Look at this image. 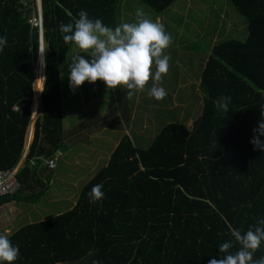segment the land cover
I'll list each match as a JSON object with an SVG mask.
<instances>
[{
	"label": "trees",
	"instance_id": "obj_1",
	"mask_svg": "<svg viewBox=\"0 0 264 264\" xmlns=\"http://www.w3.org/2000/svg\"><path fill=\"white\" fill-rule=\"evenodd\" d=\"M119 1L40 0L41 115L17 172L21 187L1 195L0 206L38 200L45 185L37 175L40 158H50L63 147L59 66L73 44L64 42L60 24L78 19L84 9L90 19L100 18L114 28ZM138 1L162 12L174 0ZM230 1L246 20L247 36L211 47L199 77L200 112L191 127L165 123L139 145L123 133L71 209L9 236L19 246L12 264H208L224 255L218 246L234 241L233 229L246 232L264 218V152L250 142L264 106V0ZM35 12L36 0H0V35L7 36L0 52L1 170L17 165L30 125V105L33 116L38 107L37 99L32 104L31 99L34 80L37 87L39 34L28 22ZM127 92L123 89L119 98L125 124L130 115ZM221 95L230 97L228 113L216 108ZM31 158L34 166L29 165ZM97 184L104 196L92 203L88 193ZM36 185L40 191L22 193ZM239 247L234 242L229 251ZM261 257L264 242L253 254L254 260Z\"/></svg>",
	"mask_w": 264,
	"mask_h": 264
},
{
	"label": "crops",
	"instance_id": "obj_2",
	"mask_svg": "<svg viewBox=\"0 0 264 264\" xmlns=\"http://www.w3.org/2000/svg\"><path fill=\"white\" fill-rule=\"evenodd\" d=\"M127 1L128 0L119 1L118 11H117V16H118L117 25H119V18H121L123 14H125L123 15V17H125L126 15H129L131 18L134 17V11L132 5H130V8L125 7V5H127L126 4ZM126 12H130V13H126ZM120 20L123 21V23H125L123 18H121ZM40 49L44 50V45L43 48ZM81 51H82L81 49L77 48L73 44L70 50L68 51L64 61L59 66V86H60V98H61L62 125H63V138H62L63 147L61 148V150H58L54 156H51L52 158L55 159L56 168L58 166V160L61 161L59 165L60 167H63V169L65 165L69 167L70 164H76L77 166H79L77 169L78 176H76L75 179L73 180V184H77V185L74 187L72 193H70L69 190L65 191L66 192L65 197L71 198V204L69 205V208L67 210L71 209L75 205L81 187L93 177L96 170L106 165L110 153L117 145L123 133L129 134L133 143L135 145H139L142 143L144 137L145 138L148 137L147 136L148 134L149 135L153 133L155 134L158 131V129L162 126V125L161 126L156 125V122L155 124L153 123L152 125L151 122L148 121V119H145L146 113L144 114V112L140 111V106H139L140 101L143 100L148 102V101L163 100V102L168 106L174 107L175 105L176 106L181 105L187 102L188 100H191L190 96L188 97V95L189 94L191 95V91H192V89L186 87L189 86L186 84L190 83L188 82L189 80L188 78H185L181 81L180 85L184 87H182L179 91H177L178 90L177 87L172 88L169 84L168 87L164 88L161 81L156 83L153 82V84H151V82L148 81L146 82V85L143 90L135 92L132 98H129L130 115L127 124H125L122 122L123 120V118L121 117L122 108L120 107L121 104H119V98L123 92L121 86H116L115 88L110 89L107 88L105 83L103 82V85L101 87L93 88L92 83L85 81L82 85H80L76 89L75 92L67 89V92L63 94V89L67 87L64 85L68 84L67 65L70 62V57ZM79 54L87 58L86 53L81 52ZM41 57H43V63H41ZM203 60L205 62L206 58ZM39 63L41 64V66H39ZM35 68H36L35 79H36L37 87H35L36 85L34 80L33 82L34 95L31 99V104L33 102V99L36 98L38 107L36 114L33 116L31 114V105H30V125L27 129L23 153L24 151L28 152V148L33 139L34 123L36 119L39 117V115H41L40 89H42V85L44 81V52L41 53L40 51H38L37 63ZM152 69H154V67H152ZM42 75L43 77H41ZM39 78H41V81H39ZM149 79L151 80L152 78ZM198 83H199V78L195 79V81H193V83L190 85V86L192 85L195 86L194 92L199 91ZM153 85H155L156 87H163L166 90L167 93L166 96L168 97H164L162 100H156L153 97H151L148 93ZM142 96H144V98H142ZM167 100L171 101V103H168ZM15 107L16 106H14V109ZM193 116L194 115L192 112H188V114L185 117V111L184 112L182 111L179 112L178 116L176 117L181 120H189V123L190 122L192 123L193 121L192 118H194ZM90 117H93V120L92 118L89 119ZM119 119L121 120L125 128L124 132L122 131L123 133H120V131L118 130V128H120L118 127L120 125L119 124L120 122H118ZM94 124L98 127L97 129H93L92 131V129L90 130V128ZM187 127L190 128L191 125L190 126L188 125ZM116 130L119 131V134L117 135L114 134ZM87 132L93 133L92 139L95 141L93 142L92 140H89L88 144L84 145L81 142L82 141L86 142L85 138L83 137V134ZM110 145L113 147H110ZM22 156L23 155H21V158L19 159L17 165L15 166L17 172L24 165L25 162V157ZM70 160L73 162L69 163ZM29 165L34 166L35 164L31 165L29 162ZM44 169L45 167L42 166V164H40L37 170V175L45 183L44 188L41 190V187L36 185L34 189L24 188L22 191L24 195H31L41 190V195L38 200H31V199L19 200V201L12 200L0 206V233H7L10 236L11 234L18 231L20 228L26 225L40 222L65 212V211H59V213L56 215H51L49 217L40 219L42 212L39 214L40 211L39 209L41 208L39 204L43 195H45L48 187L51 185L50 179L52 180V178H50V174L51 173L55 174V172H53L55 170L50 171ZM47 176H49V178ZM60 177L61 176L59 175V178ZM79 183H81V187L79 190H76V187L78 186ZM65 188L68 189L67 186ZM33 207L36 208L32 210Z\"/></svg>",
	"mask_w": 264,
	"mask_h": 264
},
{
	"label": "clouds",
	"instance_id": "obj_3",
	"mask_svg": "<svg viewBox=\"0 0 264 264\" xmlns=\"http://www.w3.org/2000/svg\"><path fill=\"white\" fill-rule=\"evenodd\" d=\"M78 17L59 26L64 42L74 44L88 57L80 55L81 52L70 57L67 65L70 91L75 92L85 81L94 83L99 79L107 88H126L128 97L132 98L135 92L144 89L150 75L154 82H159L162 74L167 73L170 57L163 50L169 46L171 37L160 23L146 18L142 9H136L135 22L121 23L114 28L104 24L100 18L90 19L84 9L78 12ZM6 45L7 36L0 35V52ZM39 51L44 52L43 49ZM148 94L156 100H162L167 95L163 87L155 85ZM229 102L230 97L221 95L216 102L217 110L228 113ZM260 109L258 126L252 129L250 142L254 148L264 152V139H261L264 137V106ZM101 189L102 185L93 186L88 193L90 202L97 203L103 198ZM231 236L234 241L228 240L218 246V252L224 255L219 259H209L208 264H264V257L253 259V254L264 242V218L246 232L233 229ZM234 242L240 247L233 253L229 250ZM18 257L19 246L11 242L7 233H0V264H12ZM93 264L99 262L94 261Z\"/></svg>",
	"mask_w": 264,
	"mask_h": 264
},
{
	"label": "rangeland",
	"instance_id": "obj_4",
	"mask_svg": "<svg viewBox=\"0 0 264 264\" xmlns=\"http://www.w3.org/2000/svg\"><path fill=\"white\" fill-rule=\"evenodd\" d=\"M126 4V8H130V5H132L134 17L131 18L129 15L123 17V15H125L123 14L121 18H123L125 22H135L136 9L140 8L144 11L146 18L160 23L165 32L171 37L169 46L163 50L164 54L170 57L168 71L162 74L161 83L164 88L168 87L169 84L172 88L177 87V91H179L184 87L180 85L181 81L188 78V82L190 83L186 84L189 85L186 87L192 89L191 95H188L191 100L181 105H175L174 107L168 106L163 100L140 101V109L147 112L145 119H149L152 125L156 122L158 126L168 122H180L187 126L192 125L191 122L189 123V120H181L176 117L178 113L182 111H185V117L188 112H192L194 115L192 119L194 120L200 112L199 94L196 93L197 91L194 92V86L190 85L195 79L200 77V72L205 63L203 59L208 57L211 47L216 42L227 38H235L243 41L246 38L247 27L244 16L235 9L230 0H174L162 12H156L150 7L140 3L138 0H128ZM121 18H119V24L123 23V21L120 20ZM152 67H154V69H152L154 72V63ZM149 81L151 84L154 82L152 79H149ZM92 85L93 88L101 87L103 81L98 79L96 82L92 83ZM64 86L67 87L63 89V94L69 89L68 84ZM142 98H144V96H142ZM167 102L171 103L169 100H167ZM91 118L93 120V117L89 119ZM118 122H120L118 127L122 128L119 131L123 133L125 130L124 125L120 119ZM97 127L98 126L94 124L90 130L92 129L93 131V129H97ZM119 131L116 130L114 134H119ZM92 136L93 133L90 132L83 134L86 142L82 141L81 143L87 145L89 140L94 142L95 140L92 139ZM110 147L113 146L110 145ZM72 162L73 161L70 160L69 163ZM59 163H61V161L58 160V166L56 170L54 169L55 171L50 170L55 172V174H50V178H52V180L50 179L51 185L40 201L39 205L41 208L39 209V214L42 212L40 219L56 215L59 211H66L71 204V198L65 197V191L69 190V192L72 193L74 187L77 185L73 184V180L78 176L77 169L79 166L70 164L69 167L65 165L63 169V167H60ZM59 175L61 176L60 178ZM47 177L49 178V176ZM66 186L68 189L65 188ZM80 187L81 183L78 184L76 190H79ZM34 208L36 207H33L32 210H34Z\"/></svg>",
	"mask_w": 264,
	"mask_h": 264
},
{
	"label": "built area",
	"instance_id": "obj_5",
	"mask_svg": "<svg viewBox=\"0 0 264 264\" xmlns=\"http://www.w3.org/2000/svg\"><path fill=\"white\" fill-rule=\"evenodd\" d=\"M28 22L32 27H37L38 34L39 30H42V19L41 12H36L32 14V16L28 19ZM38 46H39V35H38ZM39 50V49H38ZM34 76L36 77V68H34ZM43 76V75H42ZM16 109V107H15ZM27 152L24 151L22 157H26ZM39 158V157H38ZM42 161V166H44L47 170H54L56 168V162L54 158H40ZM31 165L35 164V158H32L30 161ZM17 169L12 170H1L0 169V196L11 194L16 191L20 187V183L17 179L16 175Z\"/></svg>",
	"mask_w": 264,
	"mask_h": 264
},
{
	"label": "water",
	"instance_id": "obj_6",
	"mask_svg": "<svg viewBox=\"0 0 264 264\" xmlns=\"http://www.w3.org/2000/svg\"><path fill=\"white\" fill-rule=\"evenodd\" d=\"M36 9L38 10V12H41L40 0H36ZM43 45H44V43H43V37H42V30H39V46H38V49L43 48Z\"/></svg>",
	"mask_w": 264,
	"mask_h": 264
}]
</instances>
